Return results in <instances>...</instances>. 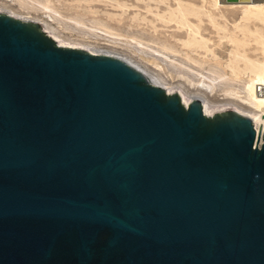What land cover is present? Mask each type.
<instances>
[{
    "label": "water",
    "instance_id": "1",
    "mask_svg": "<svg viewBox=\"0 0 264 264\" xmlns=\"http://www.w3.org/2000/svg\"><path fill=\"white\" fill-rule=\"evenodd\" d=\"M258 119L0 8V264H264Z\"/></svg>",
    "mask_w": 264,
    "mask_h": 264
},
{
    "label": "rangeland",
    "instance_id": "2",
    "mask_svg": "<svg viewBox=\"0 0 264 264\" xmlns=\"http://www.w3.org/2000/svg\"><path fill=\"white\" fill-rule=\"evenodd\" d=\"M162 1L0 0V8L15 15L38 20L51 27L52 29L49 28L51 32L68 43L109 51L130 59L156 77L161 76L160 81L168 86L167 88L174 86L185 88L187 96L202 94L210 104L230 103L249 112L246 105L234 102L226 96L231 89L243 91V82L240 81L245 80L248 74L244 73L246 68L244 62L235 65L237 71L243 72L237 75L238 78L232 75L230 69L223 68L226 62L234 59L230 53L235 47L221 37L235 36L244 40L247 45L241 53L250 59L260 58L261 55L253 52L251 34L249 35L247 31L254 30L255 23L244 21L239 10H223L224 18L221 19L218 11L212 8V0H167L165 3ZM177 1L188 8L194 6L195 11L199 9L197 12L201 11L200 15L202 12L213 14L218 19V24L224 26L225 31H221L220 27H214L205 13L198 15L200 18L197 19L190 17V21L199 26L201 35L210 40L209 47L216 52L217 58L207 57L204 49L186 47L185 42L190 39L186 28H179L175 22L160 21L158 15L164 13L167 15L168 11L177 8ZM164 44L169 45L172 50L166 49ZM187 53L202 64H193L185 57ZM212 77L214 88L211 93L202 92L197 86L190 85L202 80L208 82V78Z\"/></svg>",
    "mask_w": 264,
    "mask_h": 264
},
{
    "label": "bare ground",
    "instance_id": "3",
    "mask_svg": "<svg viewBox=\"0 0 264 264\" xmlns=\"http://www.w3.org/2000/svg\"><path fill=\"white\" fill-rule=\"evenodd\" d=\"M167 0H163L162 3H165ZM177 8L172 9L171 12L168 11L169 16L165 13L160 16V21L164 23L175 22L179 28H186L189 32L188 42H185V46L189 48L196 49H204L207 57L211 56V58H217L216 52L209 47V39H205L200 32V28L198 25L194 24L190 21V17H194L197 19L200 18L201 15L197 12L198 10H194L196 8H188V6H184L180 1L176 2ZM212 8L218 11V15L221 19L224 18L223 10H239L242 14V19L248 22H254L255 29H248L249 35L251 34V38L254 45L253 52L255 54L261 55L260 58L250 59L246 57V55L241 50L246 47V42L237 37H227L223 36L221 39H225L227 43H231L234 45L235 49L230 53L234 59H230L228 63L226 62V66H223L224 69H230L233 76H237L241 71H237L235 65L244 62L246 68L244 73L248 74L245 80H241L243 82V88L239 89H231L229 92H225L226 96L230 99H233L234 102H239L246 105L249 108V113L258 116V124L257 130L261 127L264 128V1L263 0H252L249 2H238L232 1L229 2L227 0H212ZM149 11V10H148ZM203 11V10H202ZM150 12V11H149ZM200 15V16H198ZM213 24L214 27H220L221 31H225L224 26L218 24V19L213 16V14L205 13ZM145 19V18H144ZM202 19V18H201ZM146 20V19H145ZM202 23V21H199ZM154 23V22H153ZM211 24V25H212ZM241 25V24H240ZM246 25V24H245ZM164 26V25H163ZM239 26V25H238ZM47 27V26H46ZM48 29L51 27H47ZM155 28V27H154ZM52 29V28H51ZM156 29V28H155ZM237 29V28H236ZM54 30V29H53ZM168 41V40H167ZM224 43V41L221 40ZM222 44V43H221ZM166 49L172 50L169 45L164 44ZM185 57L189 59L193 64L201 65L202 62L198 61L196 58H193L189 53L185 54ZM231 57V56H230ZM241 67V65H240ZM230 72V71H229ZM182 76V75H180ZM184 76V75H183ZM220 76H224L220 74ZM159 80H161V76H157ZM184 78V77H183ZM238 78V76H237ZM188 79H186L187 81ZM214 78H208V82L205 80L199 81L196 83H190L191 86H197L199 90L205 93H211L214 88ZM189 82V80L187 81ZM168 87V86H167ZM184 92L187 89L181 88ZM202 96V94H195Z\"/></svg>",
    "mask_w": 264,
    "mask_h": 264
},
{
    "label": "built area",
    "instance_id": "4",
    "mask_svg": "<svg viewBox=\"0 0 264 264\" xmlns=\"http://www.w3.org/2000/svg\"><path fill=\"white\" fill-rule=\"evenodd\" d=\"M264 1V0H263Z\"/></svg>",
    "mask_w": 264,
    "mask_h": 264
}]
</instances>
